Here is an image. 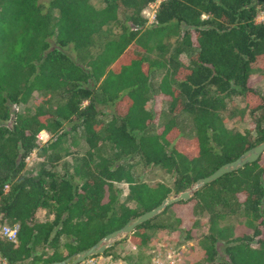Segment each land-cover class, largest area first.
I'll return each instance as SVG.
<instances>
[{"label":"trees","instance_id":"obj_1","mask_svg":"<svg viewBox=\"0 0 264 264\" xmlns=\"http://www.w3.org/2000/svg\"><path fill=\"white\" fill-rule=\"evenodd\" d=\"M98 1L0 0V215L18 226L16 242L1 241L0 251L10 264L60 261L88 249L264 140V94L252 79L264 78V18L255 20L264 0H159L149 24L143 11L156 0ZM101 31L109 37L91 54ZM34 91L53 92V108L11 111ZM233 97L241 100L238 117H250L244 132L222 119ZM178 116L188 118L187 133ZM71 131L87 150L58 172ZM40 132L49 135L41 145ZM32 152L40 161L26 173ZM135 165L161 170L170 184L147 185ZM167 212L171 222L157 224ZM234 214L242 221L220 225ZM198 228L204 264H217L218 245L222 264H264V152L120 239L136 247L135 264H146L158 229L193 239Z\"/></svg>","mask_w":264,"mask_h":264},{"label":"rangeland","instance_id":"obj_2","mask_svg":"<svg viewBox=\"0 0 264 264\" xmlns=\"http://www.w3.org/2000/svg\"><path fill=\"white\" fill-rule=\"evenodd\" d=\"M94 5L96 7H100L101 4L98 0H92ZM155 11V10H154ZM144 16L147 18V23L149 24L152 21L153 16L152 9H146L143 12ZM264 18V8L258 12V14L255 17V20L257 22L262 21ZM109 37V33L106 31H101V33H98L93 36L92 38V44L90 46L89 51L91 53L95 52V49L100 46V44ZM69 51V50H68ZM70 55L73 56L74 53L72 51H69ZM182 61L186 62L187 58L186 56H182ZM253 79V87L255 90L260 92L261 94H264V78H260L258 76V73H255L252 75ZM54 93L53 92H39L34 91L31 96H29L27 102L23 105L18 104L17 106H11V111H13L16 114H31V112L36 108L40 107L43 109L51 110L54 106ZM241 100L239 98H230L225 100V106L226 108L222 111V119L224 122V125L232 130H237L239 132H244L246 129H248L250 124V117L248 115V112H244V114L241 117H238V112L236 111L238 108L241 107ZM152 107L151 102H147L144 109L146 111H150ZM160 111L165 112V105L163 103L159 104ZM168 114V113H166ZM263 123H264V110L261 114ZM179 122L183 125V130L185 133L191 128L190 122L188 118H184V116H178ZM72 124V123H71ZM71 124H64V129L68 130ZM77 134L72 135L71 133L69 135L65 136V141L63 143L64 150L61 152V159L57 162V165L54 167V169L58 172H61L62 168L68 169V165L70 164L72 157L74 154H81L84 152L83 148L84 145L82 144V140L78 139ZM48 134L44 132H40L38 134V142L39 144H43L44 141L48 138ZM104 148V147H103ZM40 161V157L36 156L35 152H32L25 160H24V172H32L35 168L37 162ZM133 173L135 176L138 177V179L144 183H146L149 186H154L158 182L165 183L167 185L171 182V177L165 173H163L161 170L157 169H151V168H140L137 165L133 167ZM118 188H120V201H125V196L127 193L126 184H118ZM175 194H170L169 196H173ZM129 206H133L132 202L128 203ZM171 213L167 212L165 214H162L158 217L156 223H162V224H169L171 222ZM45 217L44 212L38 211L36 214V218L38 220H41ZM242 221V217L240 214H234V215H228L225 216L221 222L220 225H236ZM204 232L203 228H198L195 232V237L193 239H184L182 238V234L179 233L177 230L172 229H158L152 236V242L149 245H154L156 243L162 242V243H168L171 245H178V244H184L185 251L182 254V264H204L202 262V253L199 248V245L197 243L198 237H200ZM131 243L128 242L126 239H118L117 241H114L110 247L105 249V253L107 252H115V251H122L125 254H128L127 257L130 259H136L137 261V253L135 250L129 249ZM254 245V243H252ZM218 254L215 258V261L217 264H222L223 259L225 258L224 253L222 251V245H218L217 247ZM146 260V259H145Z\"/></svg>","mask_w":264,"mask_h":264},{"label":"water","instance_id":"obj_3","mask_svg":"<svg viewBox=\"0 0 264 264\" xmlns=\"http://www.w3.org/2000/svg\"><path fill=\"white\" fill-rule=\"evenodd\" d=\"M262 152H264V140L243 151L235 159L220 164V166L217 167L208 176L204 178H198L186 190L181 191L173 196H166L161 200L158 206L153 208L152 210L147 211L139 215L138 217H132L124 224H122L119 228L104 234L101 238H99L98 241H96L93 246L89 247L88 249L79 251L75 254L72 253L71 255L60 261H51L41 264H78L88 257L103 253L105 249L110 247L114 241H117L119 238L126 236L135 226L143 224L157 216L158 213L161 212L166 206L179 200H186L191 196L192 192H194L198 188H202L203 186L214 182L223 174L240 168L244 164L256 161Z\"/></svg>","mask_w":264,"mask_h":264},{"label":"built area","instance_id":"obj_4","mask_svg":"<svg viewBox=\"0 0 264 264\" xmlns=\"http://www.w3.org/2000/svg\"><path fill=\"white\" fill-rule=\"evenodd\" d=\"M5 189L7 186L4 187ZM18 226L15 223H9L3 219L0 215V242H10L14 244L16 242ZM129 249H137L134 245H130ZM185 251L184 244L171 245L168 243H156L154 245L147 246L144 251L146 264H182V254ZM122 251L115 252H103L96 256H91L84 259L78 264H135L136 259H130ZM0 264H10L7 259L2 255L0 251Z\"/></svg>","mask_w":264,"mask_h":264},{"label":"crops","instance_id":"obj_5","mask_svg":"<svg viewBox=\"0 0 264 264\" xmlns=\"http://www.w3.org/2000/svg\"><path fill=\"white\" fill-rule=\"evenodd\" d=\"M158 1H159V0H156V2H155L154 4L149 5L148 8L146 9V11H147L148 9H152L153 13H152L151 16L154 15V10H155V8H156V6H157ZM143 12H144V11H143ZM143 14H144V13H143ZM99 47H100V46H99ZM97 49H98V48L95 49V52L97 51ZM95 52H93V53H91V54H94ZM147 102H149V101H147ZM147 102H146V104H147ZM144 107H145V106H144ZM68 124H71V122L68 123ZM69 127H70V126H69ZM69 129H70V128H69ZM69 129H68V130H69ZM70 133H71L72 135L77 134V135H76L77 138H78V139H81V138L79 137V135H78V132H76V131H75V132H72V131H71V132H68L66 135H69ZM82 144L84 145L83 150H84V152H85V151L87 150L86 145H85L83 142H82Z\"/></svg>","mask_w":264,"mask_h":264}]
</instances>
